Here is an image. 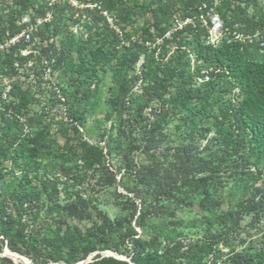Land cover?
Returning <instances> with one entry per match:
<instances>
[{"label": "trees", "instance_id": "16d2710c", "mask_svg": "<svg viewBox=\"0 0 264 264\" xmlns=\"http://www.w3.org/2000/svg\"><path fill=\"white\" fill-rule=\"evenodd\" d=\"M92 1L100 5L101 12H116L115 18L119 17L116 23L124 31L123 38L108 24L86 40L71 39L67 44L56 43L54 39L46 50L35 49L24 54L23 50L34 42L38 33H47V39L59 33L57 20L64 18L66 1L0 0V77L15 79L0 109V163L10 162L13 169L21 171V175L14 174L7 180V173L0 170V253L6 247L28 256L35 264H51L52 261L76 264L94 251L110 249L126 254L129 259L98 253L86 264H204L207 241L164 243L158 234H138L132 220L139 211L135 221L144 229L150 215L157 213L174 192L190 201L200 195L203 209L213 213L224 204H230L232 195L226 191L229 178L244 183L255 172L253 168L263 170L264 60L259 55L264 50V39L255 36L251 42H225L213 48L203 42L202 30L193 32V37L189 38L190 28L175 33L172 39L166 38L177 9L203 1L212 4L213 0H152L157 5L155 29H143L140 37L144 40H154L156 36L164 38L161 52L156 56V49L148 48L139 40H128L130 33L122 25L131 23L136 12L126 0ZM217 9L225 18L228 11L231 12L232 19L227 20L230 24L240 22L244 32L254 35L260 30L264 37V4L259 0H221ZM23 32L29 34L30 39L26 34L19 36ZM15 36L17 39L11 42ZM124 38L125 44H121ZM173 42L177 48L169 55ZM187 49L201 61L194 71ZM142 56L144 61L138 74L136 65ZM27 64H30L27 72L19 74ZM64 67L68 77L58 84L60 99L67 104L66 116L79 138L75 146L60 151L56 140L47 134L48 123L43 116L30 110L33 90L30 82L21 78L33 74L36 76L33 82L40 86L46 69L57 71ZM201 67L210 68L212 79L196 87L194 73L200 72ZM108 69L112 71L114 86L108 97L112 110L106 114V119L115 117V127L124 130L133 146L147 145L153 149L149 164L139 168L135 165L131 172L121 175L123 179L128 175L133 180L131 185L124 186L140 198L141 205L139 207L136 200L128 196L130 217L112 220L101 215L99 222L82 231L78 226L66 224L67 220L62 217L82 216L88 209L86 200L62 205L54 203L50 196L52 204L48 212H57L62 216L58 223L63 224L58 225L55 234L41 233L34 227L28 229L23 218L29 210L38 207L43 187L48 189L46 182L50 181L38 169H31L38 160L60 157L65 165L63 175L67 177L84 168L100 170L110 183L117 182L109 160L112 137L106 151L105 146L91 143L80 132L88 123V104L94 94L92 85L98 86L101 72ZM140 80V87L134 90ZM233 88L240 92L236 101L227 97ZM154 102L158 106H153ZM148 107L151 109L146 112ZM172 111L185 113L182 118L192 124L193 130L208 117L211 124L205 131L208 133L213 127L215 134L207 140L203 154L180 161L177 158L171 162L173 167L164 171V160L168 156L163 148L168 143L164 130ZM80 177L77 175L75 179ZM233 209L231 205L230 210L222 211V217L228 218L232 213H238V218L250 213L259 216L261 212L263 217L264 186L256 187L251 197L238 204L236 211ZM206 230L214 237L210 225ZM0 263L13 262L7 256H0ZM231 264H264V243L255 251L237 252Z\"/></svg>", "mask_w": 264, "mask_h": 264}, {"label": "rangeland", "instance_id": "374dc122", "mask_svg": "<svg viewBox=\"0 0 264 264\" xmlns=\"http://www.w3.org/2000/svg\"><path fill=\"white\" fill-rule=\"evenodd\" d=\"M59 1H66L67 4L65 5L64 18L57 20V24L60 26L59 33L54 37L51 36L50 39H47V33H38L34 42L23 50L24 54L35 49L41 50L43 48V50H46L54 39L56 43L64 41L67 44L71 39L86 40L89 36H94L97 31L100 32L105 29L108 24L116 28V32L121 38L124 37L121 25L116 23L119 22V17L115 21L116 12H101L100 5L93 3L92 0ZM259 1L264 4V0ZM125 2L136 12L132 16L131 23H123L122 25L130 33L129 41L140 38L145 28L155 29L153 24L157 5L152 3V0H126ZM127 12H129L128 9ZM159 15L161 16V14ZM25 16L24 20L27 19V15ZM162 19L165 20V18ZM260 39H264V37L260 36ZM121 44H125V38L122 39ZM73 57L77 61L75 53H73ZM259 58L264 60V50L261 51ZM29 66L30 64H27L21 68L19 74L23 75L24 71L27 72L26 68ZM67 72L66 67L57 71H53L51 68L46 69L40 86L33 82L36 79L33 74H30L31 76L29 77L21 78L22 81L26 80V83L30 82L33 90L34 101L30 105V110L32 113H38L43 116L48 123L47 134L56 140L60 151L70 146H75L79 138V134L74 131L70 120L66 116L67 104L61 101L58 89V84L67 80ZM14 80L6 76L0 77V91L2 90L3 93V95L0 93V109L2 108L3 99L10 89L11 82ZM193 82L196 87L204 84L195 78H193ZM113 86L112 71L110 69L106 72L102 71L99 85H92L94 94L88 104V123L86 127L80 128V132L81 136L91 143H99L105 146L106 151L108 150L109 140L112 137L113 142L109 160L110 168L117 174V182L110 183L104 172L101 173L100 170L94 169L85 170L80 168L71 173V177H67L63 175V166L65 165L60 157L56 158V160L53 158L38 160L37 163L32 165L31 169L33 171L38 169L40 174L43 173L50 181L46 182L48 189L43 187L44 191L38 207L33 211L29 210L23 218V221L29 226L28 229L34 227L41 233L55 234L54 232L58 225L63 224L58 223L62 216L57 212L52 214L48 212V207L52 204L50 196H52L54 203L58 202L62 205L73 200L76 202H79L80 199L86 200L88 209L82 216L63 215L62 217V220H67L66 224L78 226L82 231H86L94 226L96 222H99L101 215H107L112 220L130 217L132 211L128 196L136 200L140 207V198L130 193L124 186V184L131 185L133 180L128 175L123 179L121 175L131 172L129 170H133L135 165L139 168L143 164H149L151 161L149 154L153 149L147 145H143L141 148L133 146L128 142L124 130L120 131L115 127V117L110 120L106 119V114L112 110L108 97ZM227 97L234 101L238 100L240 97L239 89L233 88ZM153 106H158V104L154 102ZM150 109L151 107H148L146 112H149ZM184 114L173 113L172 111L169 116V123L164 130L168 141L166 146L163 147L168 155L164 160V171L170 167L172 168L171 162L177 160V158L178 160H186L188 156L200 155L207 140L215 134L213 127L208 133L205 131V128L211 124L208 117L206 119L203 118L193 130L192 124L186 123L182 118ZM12 167L13 165L10 162L0 163V170L3 173H7V180L14 174L16 176L21 175L19 169H13ZM252 170L255 172L244 183H240L237 179L229 178L226 191L231 193V201L230 204H224L220 210L210 213L203 209L200 195L195 196L190 201L174 192L170 200H166L161 209L156 210L157 213L150 215V219L144 229L138 226L135 221L139 211L135 219L132 220V225L138 234L143 236H148L152 233L158 234L164 243L173 240L185 244L189 241L203 239L209 243L204 264H231V258L237 252L255 251L261 248L264 243V216L261 217L262 212L259 216L250 213L238 218V213H232L228 215V218L222 217V211L230 210L231 205L234 208L233 211H236L237 205L251 197L256 187L264 186V168L262 171L256 168ZM77 175H81V177L76 180ZM121 180L123 183H121ZM172 212H175V215H171ZM37 215L38 218H35ZM209 225L212 228L214 237L207 233L206 228ZM63 226L64 228L66 227L65 224ZM8 250L5 247L0 256L9 257L13 262L12 264H35L31 258L26 255L22 256V254L17 252L14 253L19 254L18 257H13L10 253H7ZM10 252L12 251L10 250ZM98 253L103 256H111L113 254L116 258L129 259L126 254L110 249H99L92 252L86 260H81L76 264L81 262L86 264L92 261L93 257ZM51 264L62 263L52 261Z\"/></svg>", "mask_w": 264, "mask_h": 264}, {"label": "built area", "instance_id": "2783aa9c", "mask_svg": "<svg viewBox=\"0 0 264 264\" xmlns=\"http://www.w3.org/2000/svg\"><path fill=\"white\" fill-rule=\"evenodd\" d=\"M54 1V0H53ZM221 0H213L212 4L203 1L201 3L193 4L188 6L186 9H177L172 15V25L170 29L167 31L165 37L172 39L175 33H179L184 31L187 28H190L191 33H189V38L193 37V32H197L199 30L203 31L202 40L206 45H209L213 48L220 47L223 43H247L251 42L253 38L256 36H262L261 31L258 30L256 34H250L249 32H244L241 30L240 22H235L234 24H230L227 20L232 19L231 12L228 11L225 16L218 11L217 7L220 4ZM25 19L24 21H26ZM117 19L115 18V21ZM40 22V21H39ZM26 34V38L30 39V35L26 32H23L21 35ZM17 39V36L13 37L11 42H14ZM135 40H139L141 43L145 44L150 49H156V56H159L162 44L164 43V38L160 36H156L154 40L152 39H142L136 38ZM134 40V41H135ZM9 45V43H7ZM177 48L175 43L173 42L170 46L169 55ZM186 49V47H183ZM189 52V57L192 64V70L196 65L200 64L201 61L197 60V56L187 49ZM144 61V56L140 58L136 65V72L138 74L141 73V65ZM210 68L201 67L200 72L194 73V78L197 81L202 83H206L212 79V75L210 73ZM141 80L134 87V90H138L140 86Z\"/></svg>", "mask_w": 264, "mask_h": 264}, {"label": "bare ground", "instance_id": "6f19581e", "mask_svg": "<svg viewBox=\"0 0 264 264\" xmlns=\"http://www.w3.org/2000/svg\"><path fill=\"white\" fill-rule=\"evenodd\" d=\"M8 252L13 256V257H18L19 254L14 253V252H10V250H8ZM30 262V261H29Z\"/></svg>", "mask_w": 264, "mask_h": 264}, {"label": "water", "instance_id": "95a60500", "mask_svg": "<svg viewBox=\"0 0 264 264\" xmlns=\"http://www.w3.org/2000/svg\"><path fill=\"white\" fill-rule=\"evenodd\" d=\"M7 249H9V248H7ZM10 250V249H9ZM13 252V251H12ZM7 253H9L8 251H7ZM23 256V255H22ZM111 256H113V254H111ZM115 257V256H114ZM117 258H119V259H126V258H121V257H117ZM83 262H81V263H79V264H82Z\"/></svg>", "mask_w": 264, "mask_h": 264}]
</instances>
